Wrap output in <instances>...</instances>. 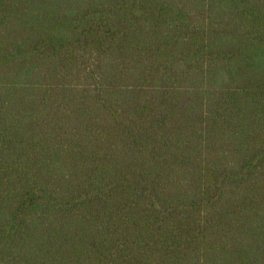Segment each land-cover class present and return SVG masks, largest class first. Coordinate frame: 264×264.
Masks as SVG:
<instances>
[{"label":"trees","instance_id":"trees-1","mask_svg":"<svg viewBox=\"0 0 264 264\" xmlns=\"http://www.w3.org/2000/svg\"><path fill=\"white\" fill-rule=\"evenodd\" d=\"M0 264H264V0H0Z\"/></svg>","mask_w":264,"mask_h":264}]
</instances>
